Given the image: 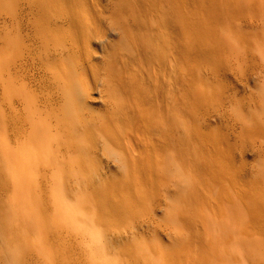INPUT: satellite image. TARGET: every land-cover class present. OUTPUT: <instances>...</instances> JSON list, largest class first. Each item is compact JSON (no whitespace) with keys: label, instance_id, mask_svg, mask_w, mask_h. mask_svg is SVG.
<instances>
[{"label":"bare ground","instance_id":"1","mask_svg":"<svg viewBox=\"0 0 264 264\" xmlns=\"http://www.w3.org/2000/svg\"><path fill=\"white\" fill-rule=\"evenodd\" d=\"M245 6L254 9L251 0H0V175L27 174L46 179L102 178L111 174L151 176L167 170V166L163 165V156L173 158L176 128L179 129L177 115L182 111L177 109L176 94L188 88L189 82L188 67L180 62L199 53L191 43V31L195 28L205 34L204 39L207 38L208 45L214 49V55L207 52L206 55L209 58L213 55L217 59L216 67L222 78L227 81L233 78L244 88L249 83L250 75L240 74L233 68L239 62L238 55L231 59L234 60L232 63L228 51L233 46L238 49L239 37L233 31L226 35L222 27L225 24L231 28L233 24L241 23L239 19ZM253 48L254 45L250 47L251 50ZM248 57L253 62L254 51H247ZM260 70L264 71L262 68ZM77 85L79 91L74 92ZM226 104L221 109L215 108L213 118H226L224 121L228 123L230 116L227 115L229 110H226ZM191 108L190 111L195 113L197 107ZM232 124L233 127L231 125L229 129L234 138L251 132L253 128L259 129L261 134L264 132L263 122L253 123L242 116ZM256 142L258 147L263 144ZM256 144L254 146L257 147ZM252 146L250 150L253 152L255 148ZM238 159L244 163L243 151ZM220 160L231 162L233 158L224 156ZM188 162L192 166L201 162L203 170L208 172L204 156L195 154L191 157L189 154ZM243 167L244 170L245 165ZM250 170L242 177L254 179L253 184L256 185L257 178ZM212 178L221 184L226 181L218 173ZM45 183L48 184L44 182L43 185ZM40 186L43 187L42 184ZM235 187L241 200L246 199L250 207V220L258 223L264 231V192L257 187L255 194H252V187L248 190L237 185ZM45 188L44 191L47 190ZM103 202L116 217L129 218L130 213L119 201L111 204L105 199ZM217 202L218 206L230 203L223 195ZM53 206L46 207L54 209ZM160 207L161 204H158L156 210ZM45 210L43 212L47 214L49 209ZM191 210L193 208L190 207L189 212L186 210L182 213L183 217H187L181 223L185 227L187 240L195 244L203 241L199 227L203 225L204 218L201 212L192 214ZM148 222L139 224L141 228L137 230L143 228L142 233L152 232L157 237L163 235L169 243L176 241L170 228H161L154 220ZM61 226L59 224L55 228ZM56 232L52 231V234ZM63 232L61 239L54 237V241L60 240V243L62 238L65 240L66 233ZM59 233L61 231L54 235L57 237ZM133 234L134 231L130 230L127 235ZM113 239H116L115 236ZM70 241L73 245L77 240ZM0 242L1 246L5 244L2 239ZM5 248H9V245ZM78 248L75 247L79 251ZM78 251L75 252L76 256H82L80 252L77 254ZM85 252L87 256V251L81 253ZM80 259L84 260L82 257ZM93 259L90 261L95 264L96 259ZM87 261L83 262L88 264ZM252 262H255L254 258ZM252 262L249 261V264H254ZM199 264H207V258L199 257Z\"/></svg>","mask_w":264,"mask_h":264},{"label":"rangeland","instance_id":"2","mask_svg":"<svg viewBox=\"0 0 264 264\" xmlns=\"http://www.w3.org/2000/svg\"><path fill=\"white\" fill-rule=\"evenodd\" d=\"M251 1L254 3V9L248 6L244 7L239 19L242 24L237 21L239 23L233 24L231 28L226 27L225 24L222 27L226 35L233 31L239 37L240 46L238 49L237 46H233L228 51L231 56V58L229 56L230 60L235 59L238 55L239 62L233 68H236L240 74L250 75L249 83L245 84L244 88L233 78L228 79L229 81L222 78L216 67L217 59L212 52L214 49L208 45L207 38L204 39L205 34L195 28L191 31V43L199 53L192 54L180 62L183 64L182 66L188 67L189 82L187 83L188 88L181 89L177 92L179 94H176L177 109L182 111H178L180 114L177 115L179 129L176 128L177 137L173 158L169 159V157L163 156V165L167 166V170L151 176L111 174L102 178L86 176L83 178L46 179L42 176L27 174L0 175V193H2V197L0 196V228H2L0 229V234L2 233L0 241L2 239V243H5L2 244L3 246L0 245L2 247L0 249V262L2 263L0 264H78L79 261H82L80 257L84 259L83 261L88 260V264L93 263L90 261L93 258L96 259H93L95 264H191L192 261V264H199L201 256L207 258V264H249L253 258L255 262L252 263L264 264V231L261 230L258 223L250 220V207L246 204L245 198V201L241 200V196L235 189L236 185L244 187L246 190L252 187L251 193L255 194L258 187L264 192V141H262L264 132L261 134L259 129L253 128L250 130L251 132L234 138V134L229 129L231 125L233 127L232 123L235 122V119L240 116L250 122L260 121L264 124V71L260 70L261 68L264 70V0ZM226 35L225 38H227ZM195 42L196 44H194ZM253 45L255 48L251 50L250 47ZM201 49L204 52L200 53ZM247 51H252V53L254 51L253 62L249 57L246 58ZM206 52L209 55L213 54L210 58L214 59H210ZM197 56L199 57L197 58ZM207 60L211 64H208ZM231 61L233 63L234 60ZM254 63L257 64L253 65ZM254 66L255 68H252ZM206 72L209 73L206 74ZM210 73L212 75H209ZM226 93L229 95L228 97ZM188 101L191 104L190 102L186 103ZM184 102L189 104L186 108V104L183 105ZM222 102L223 104L227 102L226 110H229L227 115L230 116L228 123L224 121L226 118L223 120L218 117L213 118V111L217 108L221 109ZM190 106L197 107L196 110H192H195V113L190 111ZM197 116L199 118H196ZM259 134L261 135L258 137ZM256 141L263 142L262 146L258 147L259 144ZM254 143L258 144H256L258 148L254 146ZM250 146L255 148L253 152L250 150ZM242 151L245 156L244 163L238 159L241 157ZM189 154L191 157H194L195 154L199 157L204 156L208 172L203 170L201 162L197 166L190 165ZM224 156L233 158V161L222 162L220 159ZM243 165H245L244 170ZM250 169L257 178V180L255 179L256 185L253 184L254 179L242 177ZM215 173L224 176L226 181L223 184L215 182L212 178ZM40 178L45 181H41ZM44 182L49 185L46 183L43 185ZM41 184L44 188L47 187L45 188L47 190L44 191ZM222 195L230 203L218 206L217 200ZM45 198L47 199L45 200ZM105 199L111 204L119 201L122 207L136 220L132 219L130 215L129 218L124 219L116 217L113 210L105 206L103 202ZM46 201L48 204L45 203ZM157 203L161 204L158 211L156 210ZM43 204H46L45 207L55 206H53L54 209L46 207L52 214L51 216L48 211L47 214L44 213L46 208L44 207V211ZM190 207L193 208L192 214L201 212L204 218L203 225L199 227L200 234L204 236L203 241L195 244L187 240L184 233L185 227L181 223L183 218L187 217V215L183 217L182 213H185L186 210L189 212ZM152 210H156V212ZM145 220L147 222L154 220L160 224L161 228H170L176 236V241L169 243L163 235L157 237L152 232L142 233L143 228L137 230L138 227L141 228L139 224L145 223ZM59 224L63 229L55 228ZM135 224L137 227L134 228ZM59 229L61 233L56 237L55 235L60 232ZM51 230L57 231L56 234H52ZM62 230L67 235H73L70 237L65 234V240L62 238V243H58L61 239L60 236L64 235ZM130 230L134 231L132 236L127 235ZM76 233L77 235L81 234L77 239L75 238L77 237ZM114 236L116 239L112 240ZM127 236L130 238L128 239ZM260 236L262 237L260 238ZM54 237L59 238V241L57 242L56 239L54 241ZM66 237H69L70 240L73 239V242L77 241L72 245L69 240L68 243L71 246L66 245L68 244L66 241L69 239ZM7 244L9 248H5L8 247ZM74 244L76 245L74 246ZM75 247H79V251ZM80 247H83L82 250L87 251L89 254L87 256L92 258L88 259L86 252L85 254L81 253L83 251L80 250ZM68 248L73 249L70 251ZM77 251V254L79 255L80 252L82 256L77 257L75 253ZM95 254H98L96 258ZM29 256L32 262H29L31 260ZM76 258L80 260L76 261ZM25 260L26 262H24ZM83 261L81 264H87ZM172 261L174 263H171Z\"/></svg>","mask_w":264,"mask_h":264},{"label":"snow or ice","instance_id":"3","mask_svg":"<svg viewBox=\"0 0 264 264\" xmlns=\"http://www.w3.org/2000/svg\"><path fill=\"white\" fill-rule=\"evenodd\" d=\"M79 91V85H77L74 89V92H78Z\"/></svg>","mask_w":264,"mask_h":264}]
</instances>
